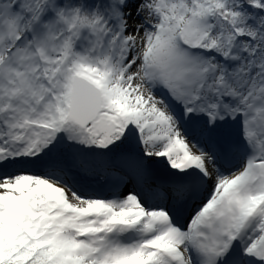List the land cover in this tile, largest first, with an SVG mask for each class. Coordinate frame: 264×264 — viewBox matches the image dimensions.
Listing matches in <instances>:
<instances>
[{"label":"snow or ice","instance_id":"1","mask_svg":"<svg viewBox=\"0 0 264 264\" xmlns=\"http://www.w3.org/2000/svg\"><path fill=\"white\" fill-rule=\"evenodd\" d=\"M0 264H264V0H0Z\"/></svg>","mask_w":264,"mask_h":264}]
</instances>
